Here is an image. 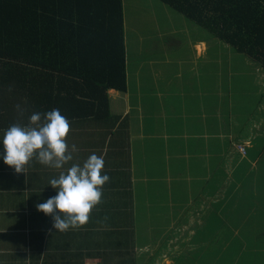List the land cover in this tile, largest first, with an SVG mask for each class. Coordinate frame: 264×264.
Wrapping results in <instances>:
<instances>
[{
    "label": "crops",
    "instance_id": "obj_1",
    "mask_svg": "<svg viewBox=\"0 0 264 264\" xmlns=\"http://www.w3.org/2000/svg\"><path fill=\"white\" fill-rule=\"evenodd\" d=\"M154 46H149L148 51L158 53ZM192 48L196 57L206 61L200 68L199 62L197 66L189 62L191 75L185 77L186 66H181L188 61L159 63L151 57L145 72L142 65H136L133 88L127 50V90H108L110 112L104 116L82 114L88 107L72 96L73 81L69 79H23L24 86L27 80L30 85H40L33 86L36 93L28 107L27 89L22 90L17 104L6 97L7 103L0 107V137L13 124L27 125L34 112L59 109L70 125L66 140L73 159L56 169L33 158L21 173L0 159V264H176L191 258L194 250L190 246L197 244L193 241L199 229L221 222L232 229V238L246 244L247 257L241 261L252 264L255 250L264 251V246H252L264 245V215L256 212L259 205L248 210L245 223L229 218L233 205L231 211L225 210L232 191L240 186L237 169L244 157L250 164L247 179L252 195H264V173L254 171L264 157V142H256L264 134V111L248 119L244 131L235 113L236 99L231 98L232 108H227L226 117L222 86L215 83L213 89L218 94L211 98L205 95L210 63L206 38H198ZM239 60L245 61L250 72L257 73L252 76V84L257 81L260 96L259 91L264 92V70L249 57ZM239 60L234 62L242 63ZM216 72L223 75L221 70ZM163 73L166 76H160ZM159 81L165 84L163 88ZM55 85L62 91L55 101L57 105L53 99V89H58ZM201 91L205 99L202 106L206 108L200 121L192 114L189 117L184 105L188 96ZM175 92L184 97L180 100L184 104L175 105ZM240 145L246 146L245 155ZM92 154L104 159L103 173L109 176L101 188V201L91 210L84 226L58 232L51 216L38 211L36 205L56 195L50 180L73 163L82 165ZM238 156L242 162L235 164ZM192 158L200 159L205 169L196 164L192 170ZM225 164L227 170L222 171ZM196 196L198 202H194ZM210 236L208 233L207 238Z\"/></svg>",
    "mask_w": 264,
    "mask_h": 264
},
{
    "label": "trees",
    "instance_id": "obj_2",
    "mask_svg": "<svg viewBox=\"0 0 264 264\" xmlns=\"http://www.w3.org/2000/svg\"><path fill=\"white\" fill-rule=\"evenodd\" d=\"M161 1L264 70V0ZM126 68L124 0H0V107L23 89L32 104L40 85L23 79H69L82 114L104 116L108 90H127Z\"/></svg>",
    "mask_w": 264,
    "mask_h": 264
},
{
    "label": "rangeland",
    "instance_id": "obj_3",
    "mask_svg": "<svg viewBox=\"0 0 264 264\" xmlns=\"http://www.w3.org/2000/svg\"><path fill=\"white\" fill-rule=\"evenodd\" d=\"M124 7L125 37L128 50V66L131 78L130 83L132 88L134 87L133 78L135 76L136 65L137 67L142 65V72H145L148 66V60L151 57L159 63L166 60L174 61L176 63L188 61L190 67H188L189 65L187 62L181 66H186L184 72L185 77L191 75L190 72L192 70H190V68L193 65L196 64L197 66L199 62L200 68L203 66L204 61H206L204 57H196L192 45L198 38H206L207 44L210 46L207 53L209 57L208 61H210V63L207 64V94L205 95H207L208 98H211L218 94L213 88L215 87V83L218 85L220 84L223 92L226 93L225 95L222 94L223 110H225L224 114H228L227 108H232L231 98H234V100L236 99L237 101L235 100V102L237 103V109L235 110V113L238 115L237 117H239V123L241 124L240 127L243 126L244 131L248 119H251L254 114L256 116L262 114V111H264V107H262L264 104V92L262 94V91H259L261 93L259 96V94H257V89H259L256 84L257 81L254 80V83L252 84V76H255L257 73L250 72L245 61L239 60V57H241V59H246V55L236 52L232 47L227 46L226 43L213 38L205 29L195 25L184 15L165 5L161 0H124ZM151 45H156L154 48H156L158 53L148 51V48ZM166 48L174 51L168 53L162 51L163 49L166 50ZM234 59L239 60L242 63H236L234 62ZM189 62H193L192 66ZM177 69L178 65H176L175 70ZM196 69H198V67ZM256 69L261 71L260 68ZM175 70H173V72ZM218 70H221V72L223 71L221 77L218 72H216ZM160 72L162 71L160 70ZM202 75L203 74L201 73V76ZM160 76H166V73H163ZM202 79L203 78H201V80ZM159 85L163 88L165 84L162 81H159ZM180 96L179 93L175 92L176 106L184 104L183 102H180L184 97ZM188 97H190V99L188 98L189 100H187L184 105V110L187 111L189 117L190 114H192V118L201 121L200 118L202 116L200 114L203 113L204 108H206H203L202 106L205 101V99H203V91L192 93L191 96ZM226 117L229 116L226 115ZM260 132L261 131H259L258 134H260ZM256 142H261L262 144L264 142V134H261ZM255 149H258V147ZM196 161L198 163H195ZM199 161L200 159L194 161L192 158V170L196 164L198 168L205 169L199 164ZM243 161L244 162L239 160V156L234 160L235 164L237 162H242L237 169V176L239 175L238 184L240 186L238 190L232 191V195L228 198V208L225 209L229 212L233 205L234 211L229 218L238 223H245L248 210L257 207L258 205L260 210L257 209L256 212L260 215H264V195H252V188L248 187L249 180L247 179V172L250 171V164H247L246 157H244ZM214 167L215 165L212 164V170H214ZM226 170L227 164L222 168V171ZM254 171L264 173V157ZM194 173V175L198 174L196 171ZM196 190L199 193V190ZM198 193L195 192L194 194L198 195ZM197 197L198 196L194 198V202H198ZM224 220L225 217H223L222 221ZM194 231L195 230L192 227V235L194 234ZM231 231L232 229L223 222L219 225L218 223L212 225L210 228L199 229V233L193 241L197 244H191L190 246L191 250H194L191 253V258L184 262L176 261V264H247L243 261L247 257L246 244L242 243L240 239L232 238L230 236ZM244 231H246L245 228ZM208 233L211 235L209 238H207ZM202 240H206L207 243L201 244ZM233 240V243H227L232 242ZM261 240L264 241V238H261ZM197 246H201V248L197 249ZM252 246H255L256 249L257 247L262 248L264 245L261 243ZM260 252L255 250L252 254V264H263L264 258H262V256H264V251L260 250ZM240 259L243 260L241 261Z\"/></svg>",
    "mask_w": 264,
    "mask_h": 264
},
{
    "label": "clouds",
    "instance_id": "obj_4",
    "mask_svg": "<svg viewBox=\"0 0 264 264\" xmlns=\"http://www.w3.org/2000/svg\"><path fill=\"white\" fill-rule=\"evenodd\" d=\"M69 132V122L59 109L34 112L27 125L13 124L3 132L0 159L16 173L24 172L33 158L43 165L61 169L73 159L66 140ZM103 169L104 159L96 154L90 155L82 165L73 163L50 180L56 195L37 204V210L51 216L58 232L84 226L91 210L101 201L102 186L109 181Z\"/></svg>",
    "mask_w": 264,
    "mask_h": 264
},
{
    "label": "built area",
    "instance_id": "obj_5",
    "mask_svg": "<svg viewBox=\"0 0 264 264\" xmlns=\"http://www.w3.org/2000/svg\"><path fill=\"white\" fill-rule=\"evenodd\" d=\"M239 150H240V152H241L242 154H244V155L247 153V148H246L245 145H240V146H239Z\"/></svg>",
    "mask_w": 264,
    "mask_h": 264
}]
</instances>
